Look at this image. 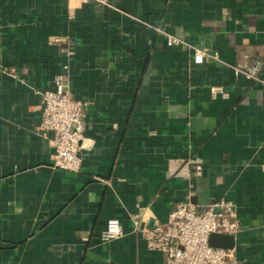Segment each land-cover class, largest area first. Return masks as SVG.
Listing matches in <instances>:
<instances>
[{
  "label": "crops",
  "instance_id": "1",
  "mask_svg": "<svg viewBox=\"0 0 264 264\" xmlns=\"http://www.w3.org/2000/svg\"><path fill=\"white\" fill-rule=\"evenodd\" d=\"M65 63L78 172L39 130ZM187 199L232 201L239 260L264 264V0H0V264H164L140 228Z\"/></svg>",
  "mask_w": 264,
  "mask_h": 264
},
{
  "label": "built area",
  "instance_id": "2",
  "mask_svg": "<svg viewBox=\"0 0 264 264\" xmlns=\"http://www.w3.org/2000/svg\"><path fill=\"white\" fill-rule=\"evenodd\" d=\"M50 41L56 45L68 43L64 37H54ZM167 44L182 45L184 41L170 36ZM65 52L72 55L69 50ZM207 56L205 50L196 49L195 62L201 64ZM212 57L217 58L215 55ZM68 69L69 64L65 63L54 79L53 88L41 94L39 130L51 137L54 147L53 167L78 172L82 166L81 151L84 146L81 142L87 109L71 91L66 78ZM257 69V66L249 68L248 75L258 79ZM240 230L241 223L232 201L223 199L201 208L187 199L170 211L166 223H155L152 228L142 226L140 233L149 250L164 255V264H243L234 248L214 247L209 241L212 234L235 237ZM123 234L119 219L112 218L107 222L103 239L109 241Z\"/></svg>",
  "mask_w": 264,
  "mask_h": 264
},
{
  "label": "water",
  "instance_id": "3",
  "mask_svg": "<svg viewBox=\"0 0 264 264\" xmlns=\"http://www.w3.org/2000/svg\"><path fill=\"white\" fill-rule=\"evenodd\" d=\"M81 144L85 147V143L83 141ZM150 228L153 227V220H150ZM210 244L214 247H222V248H234L235 245V237L230 235H224V234H212L210 236Z\"/></svg>",
  "mask_w": 264,
  "mask_h": 264
}]
</instances>
